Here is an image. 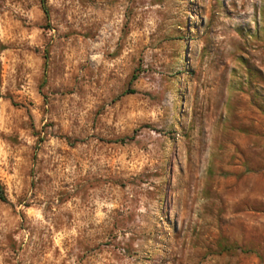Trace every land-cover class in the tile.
Masks as SVG:
<instances>
[{
  "label": "rangeland",
  "instance_id": "374dc122",
  "mask_svg": "<svg viewBox=\"0 0 264 264\" xmlns=\"http://www.w3.org/2000/svg\"><path fill=\"white\" fill-rule=\"evenodd\" d=\"M0 183V264H264V0H0Z\"/></svg>",
  "mask_w": 264,
  "mask_h": 264
},
{
  "label": "trees",
  "instance_id": "16d2710c",
  "mask_svg": "<svg viewBox=\"0 0 264 264\" xmlns=\"http://www.w3.org/2000/svg\"><path fill=\"white\" fill-rule=\"evenodd\" d=\"M45 11H47L46 8H45ZM0 199L3 200V201H6V199H7L6 195H5V192H4V188H3L1 183H0Z\"/></svg>",
  "mask_w": 264,
  "mask_h": 264
}]
</instances>
